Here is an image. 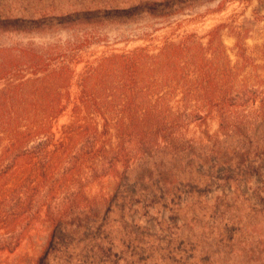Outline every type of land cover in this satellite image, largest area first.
<instances>
[{"label":"trees","instance_id":"obj_1","mask_svg":"<svg viewBox=\"0 0 264 264\" xmlns=\"http://www.w3.org/2000/svg\"><path fill=\"white\" fill-rule=\"evenodd\" d=\"M151 5L0 17V31L127 22ZM222 28L209 31L206 45L189 34L154 54L139 48L102 57L79 75L74 97L76 61L58 44H29L13 66L0 63V252H13L41 216L49 235L33 264H191L205 240L192 234L202 219L218 226V242H228L238 205L247 201L237 177L249 153L264 154V116L252 121L244 111L249 91L237 77L251 58L238 47L230 65ZM68 108L70 121L56 137L53 121ZM211 115L220 138L194 143L184 136L188 123ZM205 166L226 172L233 202L182 207L184 192L196 198L211 188ZM106 175L117 178L111 195L90 196L88 186ZM141 202L183 220H162L171 235L165 246L126 220Z\"/></svg>","mask_w":264,"mask_h":264},{"label":"rangeland","instance_id":"obj_2","mask_svg":"<svg viewBox=\"0 0 264 264\" xmlns=\"http://www.w3.org/2000/svg\"><path fill=\"white\" fill-rule=\"evenodd\" d=\"M145 2L152 4L151 10L132 21H112L78 28L51 25L44 30L0 31V63L4 61L13 66L25 57L23 53L21 56L22 48L29 44L35 47L58 44L65 55L76 61L69 89L71 97H74L78 92L79 75L102 57L139 48L154 54L165 43L177 42L189 34L196 35L206 45L209 31L223 24L220 35L227 48L230 65L237 61L238 47L245 48L251 58V63L242 64L244 68L237 77L238 80H245L249 91L247 102L243 104L244 111L252 121L255 116H264V0H0V17L33 19L42 14L130 8ZM3 83L0 80V87ZM70 117L68 108L53 121L52 131L56 137ZM262 122L259 129L260 136L264 137V120ZM182 133L194 143H206L221 137L215 115L191 121ZM117 169L120 172L122 168L118 165ZM202 169L212 178L211 188L196 198L184 192L180 200L182 207L196 200L210 206L222 199L233 202L235 187L225 182L226 172H219L221 166H205ZM239 174L236 187L247 201L238 205V222L232 220L233 231L229 228L227 231L230 239L226 243L218 242V226L211 227L213 220L202 219L195 223L192 234L205 240L203 247H195L191 264H264V154L249 153ZM116 180L113 175L102 177L88 186L89 195L109 197ZM163 219L171 226L183 223L180 218L171 220L161 205L145 207L143 202L136 206L135 212L126 216L130 224L155 234L165 246L171 235L162 223ZM200 224L204 228H200ZM48 235V222L41 216L33 224L29 236L13 252H0V264H33L43 252ZM189 257L191 259L192 256Z\"/></svg>","mask_w":264,"mask_h":264}]
</instances>
